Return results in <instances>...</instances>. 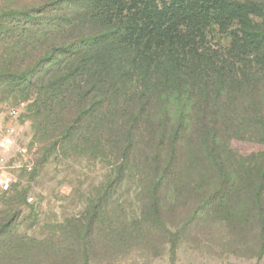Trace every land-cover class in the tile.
<instances>
[{"label":"trees","instance_id":"16d2710c","mask_svg":"<svg viewBox=\"0 0 264 264\" xmlns=\"http://www.w3.org/2000/svg\"><path fill=\"white\" fill-rule=\"evenodd\" d=\"M36 6L20 22L30 64L8 78L35 99L30 109L40 131L57 137L54 145L86 144L97 158L113 157L122 184L141 171L138 227L164 228L160 192L176 176L205 170L228 191L215 193L198 215L206 206L208 217L220 220L235 196L236 218L251 210L264 232V153L244 158L228 146L242 134L264 144V28L255 20L264 18V4L43 0ZM6 18L3 12L0 30ZM214 31L229 40L230 59L207 49ZM52 32L59 43L42 50ZM224 126L234 129L224 135ZM103 205L90 203L79 218L62 224L60 240L51 235L8 243L10 215L0 226V245L18 256L29 253L35 264L56 260L62 248L72 252L73 264H91L107 231L126 236L131 230L122 218L120 228L111 225L114 213Z\"/></svg>","mask_w":264,"mask_h":264},{"label":"rangeland","instance_id":"374dc122","mask_svg":"<svg viewBox=\"0 0 264 264\" xmlns=\"http://www.w3.org/2000/svg\"><path fill=\"white\" fill-rule=\"evenodd\" d=\"M236 1L264 4V0ZM42 2L0 0V15L7 14L4 30H0V165L1 172L12 178V191L6 195L0 191V226L6 224L10 215L12 218L7 221H13L5 240L10 243L12 239L28 237L41 241L51 235L60 240L58 230L62 224L79 218L90 203L96 206L100 203L114 213V218L109 217L111 225L120 228L118 218H122L131 230L126 231V236L107 231L97 254L90 255L94 260L91 264H264V232L251 210L243 217L238 211L239 219L236 218L233 211L239 206L235 196L227 199L225 210L229 211L219 213L220 220L208 217L206 206L198 215V210L215 193L228 191L220 190L222 181L218 175L203 170L170 180L158 196L160 225L164 228L151 231L147 226L138 227L141 171L122 184L118 178L119 163L113 157L97 158L86 144L62 148L54 145L57 137L52 140V134L40 131L30 109L35 99L24 86L8 77L13 72L26 71L30 64L28 52L24 51L28 39L22 35L20 24L25 21L28 9ZM15 15L17 21L13 22ZM255 20L264 28V18ZM222 36L214 31L207 49L230 59L229 40ZM60 39L58 32L49 33L46 43L40 44L41 49L56 45ZM234 61L243 63L242 59ZM240 91L237 89L233 94L239 95ZM229 127L222 129L224 135L234 129ZM50 129L57 131L54 127ZM242 135L228 144L233 154L249 158L264 153V144ZM10 198L15 199V204H8ZM16 258L18 262L14 261ZM35 263L30 261L29 253L18 256L8 246L0 245V264ZM41 263L73 264L72 252L62 248L56 260L48 258Z\"/></svg>","mask_w":264,"mask_h":264},{"label":"built area","instance_id":"2783aa9c","mask_svg":"<svg viewBox=\"0 0 264 264\" xmlns=\"http://www.w3.org/2000/svg\"><path fill=\"white\" fill-rule=\"evenodd\" d=\"M8 142H10V140H7ZM4 144V143H3ZM2 144V145H3ZM1 165H0V191L2 193H7L11 190L12 187V178L1 172Z\"/></svg>","mask_w":264,"mask_h":264}]
</instances>
